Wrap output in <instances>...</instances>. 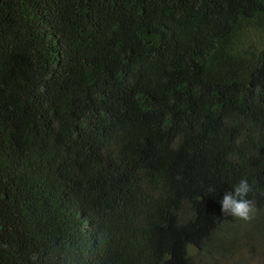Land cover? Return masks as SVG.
<instances>
[{
    "label": "trees",
    "instance_id": "16d2710c",
    "mask_svg": "<svg viewBox=\"0 0 264 264\" xmlns=\"http://www.w3.org/2000/svg\"><path fill=\"white\" fill-rule=\"evenodd\" d=\"M241 177L247 221L220 211ZM252 243L264 0H0V264H251Z\"/></svg>",
    "mask_w": 264,
    "mask_h": 264
},
{
    "label": "clouds",
    "instance_id": "9594fccd",
    "mask_svg": "<svg viewBox=\"0 0 264 264\" xmlns=\"http://www.w3.org/2000/svg\"><path fill=\"white\" fill-rule=\"evenodd\" d=\"M253 190L252 185L249 183L247 177H241L239 182L232 187L231 191H228L224 194L220 203V211L224 216H231L240 220H250L254 215L256 208L254 202L248 199L249 193ZM178 227L183 228L185 230H194L192 228H186L178 225ZM142 235L139 231H135L132 240L134 237ZM116 246H121L122 243L128 242L127 238L122 235H114ZM143 240H147L143 235ZM255 245H246L241 249L246 250L245 254L242 257L251 256L254 259L253 254H249L250 246ZM240 252L238 250L234 255H237ZM213 258V257H210Z\"/></svg>",
    "mask_w": 264,
    "mask_h": 264
},
{
    "label": "rangeland",
    "instance_id": "374dc122",
    "mask_svg": "<svg viewBox=\"0 0 264 264\" xmlns=\"http://www.w3.org/2000/svg\"><path fill=\"white\" fill-rule=\"evenodd\" d=\"M246 250H240V252L234 257L236 260H239L242 258V256L245 254ZM249 254L254 255V260L251 264H264V250L258 246L257 244L250 246ZM217 260L214 261L212 264H216Z\"/></svg>",
    "mask_w": 264,
    "mask_h": 264
}]
</instances>
